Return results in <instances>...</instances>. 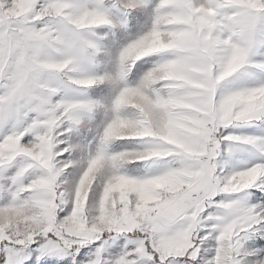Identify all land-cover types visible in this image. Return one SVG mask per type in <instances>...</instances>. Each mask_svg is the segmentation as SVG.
Wrapping results in <instances>:
<instances>
[{
  "label": "snow or ice",
  "instance_id": "obj_1",
  "mask_svg": "<svg viewBox=\"0 0 264 264\" xmlns=\"http://www.w3.org/2000/svg\"><path fill=\"white\" fill-rule=\"evenodd\" d=\"M0 264H264V0H0Z\"/></svg>",
  "mask_w": 264,
  "mask_h": 264
},
{
  "label": "rangeland",
  "instance_id": "obj_2",
  "mask_svg": "<svg viewBox=\"0 0 264 264\" xmlns=\"http://www.w3.org/2000/svg\"><path fill=\"white\" fill-rule=\"evenodd\" d=\"M149 59V58H145ZM138 65L142 63V61L137 62ZM150 67V64H145L143 68L140 69V72L137 73L136 68L134 67L132 69V72L129 73L128 80L130 81H138L139 78L143 75V73ZM101 87H104V85H101ZM96 91L95 89L90 90L91 92ZM96 123H100V119L98 118L96 120ZM236 134H259V132L256 130L255 125H247L241 128L233 129ZM114 147V146H113ZM255 152V149L252 148V146H240L233 157V159L229 162L228 167L225 169L228 171L229 169H236V170H242L244 167L248 166L251 162H253V156L252 153ZM132 166L129 165V168Z\"/></svg>",
  "mask_w": 264,
  "mask_h": 264
}]
</instances>
